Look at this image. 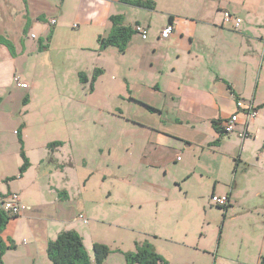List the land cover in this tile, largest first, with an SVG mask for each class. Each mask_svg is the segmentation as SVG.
<instances>
[{"label":"crops","instance_id":"0c3cea01","mask_svg":"<svg viewBox=\"0 0 264 264\" xmlns=\"http://www.w3.org/2000/svg\"><path fill=\"white\" fill-rule=\"evenodd\" d=\"M38 1L41 9L35 8V0H0V34L8 38V30L15 29L19 33V46L12 42L15 44V56L7 46L0 44V200L15 191L30 206L19 216L28 223V231L21 232L27 234L32 241L30 245L17 243L15 239L20 232L17 231V226L22 224L16 220L15 228L9 230L8 226L13 223L12 220L9 221L1 233L6 246L2 257L4 264L24 260L30 261V264H52L47 254L48 243L62 230L75 229L85 240V234L79 228L62 227L67 223L71 225V219L49 217L50 211L43 215L36 210L51 201L55 204V215L70 210L69 206H63L71 198L67 187L60 188L59 184L52 182L53 170L48 165L56 166L55 174H59L57 168L61 163L58 155L50 151L48 145L53 141H65L73 132L79 133L78 136H86L87 139L88 131L80 129L69 120H62L57 126H51L55 129L52 136L47 137L49 122L44 121V131L35 134V119L28 118L30 110L35 106L37 80L35 69L31 71L24 63L30 62L31 56L41 52L43 48L58 49V35L62 32L60 23L62 19H66L67 11L73 12L70 16L75 19L74 23H78L79 28L83 27L79 36L89 40L87 44L76 45L82 53V61L89 56L97 62L107 52L114 58L115 73L118 71L124 75L126 93L122 94V101L128 104L118 114L112 112L111 115L117 120H123L125 125L132 126L134 144L141 145V164L149 170H165L176 165L179 150H192L193 153L201 154L207 151H226L233 138L242 142L243 148L240 149L238 159L244 161L247 140L250 136H254L256 140L258 132L255 129L260 120H264L263 117L260 118L259 112H264V36L259 31L262 28L251 17L255 13L257 0H181V7L176 8L178 11L184 9L183 14L168 13L164 27L169 24V16H174V30L168 39L161 37L162 30H153L150 35V23L144 22L138 14L136 18L132 16L134 8L143 7L122 0H61V9L55 10L49 9L47 0ZM154 1L156 6L161 3V0ZM172 6L164 4L162 11H170ZM49 10L51 14H47ZM225 11L243 18L239 28H233L232 22L224 23ZM112 15H122L125 25L135 27L136 24H141L147 27V39L136 32L146 42L138 44V39L134 40L133 35L123 52L117 46L100 49L98 38L111 32ZM53 17L58 19V23L51 26L49 19ZM40 22L44 23L45 39L43 32L36 34L35 30L31 31ZM27 28L29 30L25 34ZM111 47L117 49L108 51ZM95 68L102 67H98L97 62ZM102 69L103 73L94 83V90L96 83L108 73L107 68ZM126 70L133 77L132 80L128 78ZM79 72L89 78L84 84L89 83L90 88L91 76L80 70L78 77ZM17 75L29 86L19 87L15 78ZM239 101L243 103L242 107L238 106ZM148 105L156 110H151ZM250 105L258 107V115L248 120L246 112ZM142 109L152 115H146ZM236 113L239 115L236 130L221 137L219 128L223 129V123ZM246 128L248 135L243 138L239 132ZM93 131H97L100 140H106L100 150H107V161L114 163V155L120 142V128H104L99 124L90 133ZM260 143H264V140ZM259 150L264 154V144ZM23 153L30 165L19 177L16 175L20 174L24 163ZM183 160L182 158L181 161ZM109 162L105 165L109 169L104 166L98 172L104 179L111 177L113 184L117 172L113 165L110 167L112 163ZM182 166L191 175L200 171L199 178L213 177L215 183L211 196L226 195L229 198L228 205L233 203L234 190L226 186L221 188L218 175L211 176L210 170L205 169L207 167L193 162H182ZM30 172L35 174L33 183ZM93 174L94 170L88 174L86 182ZM46 177L48 181L44 182ZM106 192L108 197H112L114 190L108 188ZM94 243L95 241L86 244L92 264H96L94 252L91 253ZM101 243L106 244L105 241ZM179 250L181 254L187 252L183 248ZM212 250L213 252L207 253L209 264H264V240L244 255L236 257L222 252L219 245ZM157 252L163 258L162 252ZM176 264L196 262L183 260Z\"/></svg>","mask_w":264,"mask_h":264},{"label":"rangeland","instance_id":"374dc122","mask_svg":"<svg viewBox=\"0 0 264 264\" xmlns=\"http://www.w3.org/2000/svg\"><path fill=\"white\" fill-rule=\"evenodd\" d=\"M257 1L255 13L251 17L262 28L259 31L264 36V0ZM47 2L49 9H61V0ZM160 2L153 10L134 8L132 13L133 17L136 18L138 14L144 22L150 23V35L153 30H162L168 20V13L183 14L185 11H178L176 8L181 7V0ZM39 3L40 1L35 0V8H42ZM164 4L173 6L170 11H162ZM47 14H51V10ZM70 14L73 12L67 11L66 19H62L60 23L62 32L58 35V49L43 48L41 52L31 56L30 62L24 63L31 71L35 69L37 80L35 109L32 107L28 118L35 119V134L44 131L42 123L46 120L49 122L47 137L52 136L55 129L52 125L57 126L62 120H69L80 129H87L88 138L73 132L65 141H53V145V142L48 145L49 150L58 155L61 163L57 168L59 174H55L56 166L48 165L53 170L52 182L59 184L60 188L67 187L71 198L63 206H69L70 210L55 215V204L51 201L47 202L48 205L39 206L36 212L46 215V211H50L49 217L71 219V225L67 223L62 227L75 226L84 232L85 247L93 241H105L113 252L105 264H126L125 253L136 251L137 243L146 241L162 252L167 264L182 263L183 260L209 264L207 253L213 252L211 249L217 245L222 252L233 257L244 255L253 246L257 247L264 240V154L259 150L264 144L260 143L264 140V120H260L255 129L258 132L256 140L254 136L247 140L244 161L238 159L240 149L243 148L242 142L233 138L226 151H207L201 154L193 153L192 150H179L177 156L181 158L177 164L173 163L176 165L165 170H149L141 164V145L134 144L132 126L125 125L123 120H117L111 115L112 112L118 114L128 104L122 101V94L126 93V81L121 72L115 73L112 54L106 52L102 60L97 61L98 67L107 68L108 73L96 83L94 92L90 91L89 83L80 82L78 71L84 70L90 77L97 62L89 56L82 61V53L76 45L87 44L89 40L79 36L83 27L79 28ZM73 23L78 26L74 28ZM43 24L40 22L31 31L41 34ZM28 30L29 28L26 32ZM8 32V38L19 46V33L15 29ZM133 37L134 40L138 39V44L146 42L138 33ZM45 38L44 35L43 39ZM109 49L108 51H112L117 48ZM126 74L130 80L133 79L127 70ZM259 112L260 118H264V112ZM142 115L145 116L144 113ZM146 115L152 114L146 112ZM99 124L104 128H120V142L114 155V163L107 161V150H100L106 140H100L97 131L90 133ZM107 162L112 163L110 167L113 165L117 172L113 184L111 177L104 179L98 172ZM182 162L200 164L210 170L211 176L218 175L221 188L226 186L234 190L233 203L227 209L218 207L211 199L214 178H199L200 171L191 175L182 166ZM105 169L109 168L105 166ZM92 170L94 174L86 182ZM34 176L30 172L32 183ZM46 181L48 177L45 178L44 182ZM28 182L27 178L26 183ZM108 188L114 190L112 197H108ZM81 214L87 219L86 223L79 218ZM23 219L21 216L11 218L13 223L8 229L15 228L14 222L17 220L22 225L17 226V231L20 232L16 242L30 245L31 238L21 232L28 231V223ZM182 248L187 252L181 254L179 249ZM205 250L207 252H203ZM10 264H30V261Z\"/></svg>","mask_w":264,"mask_h":264},{"label":"trees","instance_id":"16d2710c","mask_svg":"<svg viewBox=\"0 0 264 264\" xmlns=\"http://www.w3.org/2000/svg\"><path fill=\"white\" fill-rule=\"evenodd\" d=\"M122 1L137 7H143L148 9H155L156 7V3L154 0ZM110 20L112 22L111 32L105 37L99 36L98 38L100 49H105L109 46H117L119 50L123 52L126 50L128 42L137 31L134 29V26L124 24L122 15H112L110 17ZM173 21L174 16L170 15L169 23L173 24ZM26 30L27 29H25L24 31L25 34L27 33ZM0 44H4L5 46H7L11 54L14 56L16 55L15 45L10 39L4 37L1 34ZM102 73V68L94 69L90 78V90H94V83L98 76ZM79 78L80 81L83 83H86L89 80V78L83 72H79ZM148 107L151 110H156V108L150 105H148ZM219 132L220 136L223 137L225 131L222 128H219ZM219 140L220 138L217 139L216 143H218ZM53 144L54 142L51 145ZM22 156L24 158V163L20 168V174L18 175L19 177L23 175V173L27 170L30 165V162L26 155L23 153ZM229 206L230 205H227L226 209ZM18 216L19 215H11L7 211L0 208V264H4L2 257L6 249V246L3 243L4 241L1 237V233L5 226L9 223L10 219ZM93 252L96 264H104L105 260L112 253V250L107 244L96 242L93 245ZM47 254L52 264H92L89 252L85 247L83 237L75 229L62 230L55 239L50 240L47 247ZM125 256L127 264H160V262H162V264H167L156 251L153 244L149 241L143 242L142 244L137 243L136 251L127 252L125 253Z\"/></svg>","mask_w":264,"mask_h":264},{"label":"built area","instance_id":"2783aa9c","mask_svg":"<svg viewBox=\"0 0 264 264\" xmlns=\"http://www.w3.org/2000/svg\"><path fill=\"white\" fill-rule=\"evenodd\" d=\"M233 24V28L237 29L243 22V19L230 11L224 12V23H231ZM58 23V19L53 17L49 19L50 25H56ZM78 26L77 24H74V27ZM134 29L142 35L144 39H147L148 37V30L147 27L136 24ZM174 27L173 24L169 23L167 24L161 31V37L163 39H168L172 33H173ZM33 37H37L35 34H32ZM17 85L19 87H27L28 84L25 82H22L20 80V77L17 75L16 77ZM243 103L241 101L238 102V106L242 107ZM248 120L253 119L257 117L258 115V109L255 108L253 105H250V108L246 112ZM239 120V115L233 114L229 119H227L223 123V130L225 133H231L234 130H236L237 122ZM239 135L243 138H245L248 135L247 128L240 131ZM181 157L177 156V159L179 160ZM212 201L219 207H226L229 202L228 196H218L216 194L211 196ZM0 208L7 211L11 215H21L26 209L29 208L27 204H25L22 201L21 195L18 192H10L7 194L4 198L0 200ZM79 218H82L84 222H87V219H85L84 216L80 215ZM162 264V262H160Z\"/></svg>","mask_w":264,"mask_h":264},{"label":"flooded vegetation","instance_id":"af4514ba","mask_svg":"<svg viewBox=\"0 0 264 264\" xmlns=\"http://www.w3.org/2000/svg\"><path fill=\"white\" fill-rule=\"evenodd\" d=\"M219 207V206H218Z\"/></svg>","mask_w":264,"mask_h":264}]
</instances>
